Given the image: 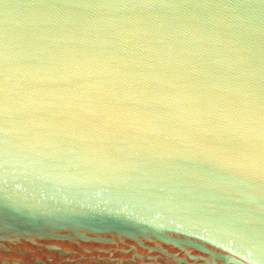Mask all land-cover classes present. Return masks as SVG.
<instances>
[{
	"label": "water",
	"instance_id": "water-1",
	"mask_svg": "<svg viewBox=\"0 0 264 264\" xmlns=\"http://www.w3.org/2000/svg\"><path fill=\"white\" fill-rule=\"evenodd\" d=\"M0 264H264V0H0Z\"/></svg>",
	"mask_w": 264,
	"mask_h": 264
}]
</instances>
